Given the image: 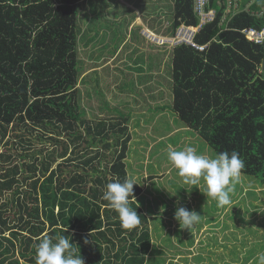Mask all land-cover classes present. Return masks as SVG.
<instances>
[{
	"label": "trees",
	"instance_id": "1",
	"mask_svg": "<svg viewBox=\"0 0 264 264\" xmlns=\"http://www.w3.org/2000/svg\"><path fill=\"white\" fill-rule=\"evenodd\" d=\"M151 1L156 0L130 4L143 3L146 8ZM157 1L151 12H140L156 33L174 36L182 24L199 23L195 0ZM250 2L241 5L242 0H237L238 6L226 16L228 0H211L208 6L217 10V17L195 38L200 44L211 42L208 49L164 45L166 57H161L160 65L171 63L172 107L183 125L215 147L219 144L213 138L223 133L222 150H246L248 171L259 173L264 157V75L259 73L264 44L249 41L241 30L264 27V0H256L246 10ZM163 7L172 16L155 21L154 11L160 13ZM97 9L93 0H0V148L7 136L4 144H13L9 136L13 131L19 145L28 149L21 155L7 147L0 150V160L9 164L0 173V196L8 193L0 201V264H22L16 257L36 264V245L44 237L54 242L67 237L84 264H152L149 256L157 247L148 217L137 202L144 195L143 187L134 185L135 199L129 198L141 220L132 230L121 227L118 213L103 199L108 183L129 178L126 158L132 115L120 111L115 120L99 118L91 123L82 105L81 83L85 87L90 75L108 67L99 64L82 75L85 61L79 45L92 43L95 51L92 23ZM145 98L144 108L151 113L147 123H155L154 115L164 111L158 110L164 108L159 106L161 99L155 94ZM125 102L131 104L132 114L147 117L143 108L138 110L143 106L140 100ZM36 127L41 133L34 139L30 130ZM242 130L247 132L245 141ZM36 140L49 141L53 147H33L29 152ZM252 142L260 143V148H251ZM19 156L24 159L21 165L16 161ZM180 233L174 231L176 240ZM170 237L169 249L179 253Z\"/></svg>",
	"mask_w": 264,
	"mask_h": 264
},
{
	"label": "rangeland",
	"instance_id": "2",
	"mask_svg": "<svg viewBox=\"0 0 264 264\" xmlns=\"http://www.w3.org/2000/svg\"><path fill=\"white\" fill-rule=\"evenodd\" d=\"M93 1L98 5L92 23V32L97 44L92 47L94 52L91 49L92 43L79 45L81 59L85 61L82 65V75L85 76L99 64L108 67L90 75L85 87L81 83L79 89L83 96L82 105L91 123L99 118L118 117L120 111L132 115L128 123L131 140L126 158L127 170L129 178L134 177L136 183L144 190V195L137 202L148 217L154 248L157 247L149 256V259H153L152 264H258V256L264 254V157L261 172L258 173L257 169L250 172L248 171L251 168L250 164L246 163V160L250 163V155L246 150L239 153L245 162V168L231 194L230 205L219 207L216 201L206 197L203 194L205 185L202 179L198 185L185 184L183 178L178 175V170L167 159L170 149L182 150L185 146H192L199 154L214 157L221 152L230 154L237 148L222 150L219 145L223 143V133L213 138L219 144L215 147L212 141L210 144L195 130L183 125L184 122L174 111L171 63L160 65L161 57H166L165 46L146 37L144 33L146 28L157 31L145 24L140 16V12L145 15L146 11L151 12L152 4L159 2L157 0L148 2L145 8L142 7L143 3L130 4L132 0ZM248 1L250 0H242L241 5ZM170 9H173V3ZM134 10L138 13L136 17H133ZM166 11L169 9L164 8L160 13L154 11L155 21L159 17L172 16L173 13L169 11L166 14ZM80 23L82 25L83 22ZM117 50L119 54L116 58L113 56ZM169 50L168 55L172 57L173 49ZM94 53H97L95 57L104 58L97 60L98 58L92 55ZM148 70H151V73ZM259 73H263L262 68H259ZM99 82L100 87L96 88ZM145 94L147 97L150 94L158 96V99H161L159 106L164 107L158 108L164 111L154 115L155 123H147L148 115L151 113L144 108L147 103L144 100ZM126 100L135 102L140 100L143 106H137L138 110L143 108L147 117L132 114V106L125 102ZM154 113L156 112L152 111V114ZM235 119L234 122L240 124L239 119ZM30 131L34 139L41 133L38 127ZM12 134L13 131H10L9 136L13 144L9 146L4 144L9 138L7 136L0 150L5 151L7 147L14 155L27 153L28 149L20 146L19 138ZM246 136L247 132L242 130L243 141L246 140ZM25 138L29 139V136ZM262 138L264 141V137ZM255 141L258 142L259 139L256 137ZM256 142L255 144L252 142L251 148L254 146L255 150H258L260 143ZM33 143L29 152L34 149L33 147L46 146L49 149L53 147L49 141L44 143L36 140ZM246 146L247 143L243 145V149ZM31 159L33 158H28ZM23 160L20 156L16 159L20 165ZM13 162L15 163V160L11 163ZM8 165L0 160V173ZM6 195L8 193L5 196L1 195L0 201L5 199ZM180 206L201 215L200 224L190 230L181 229L174 219L175 210ZM177 229L182 231V234L180 233L176 240L174 231ZM170 235L179 253L173 252L175 248L169 249L167 239L171 238ZM16 259L22 264H32L23 258Z\"/></svg>",
	"mask_w": 264,
	"mask_h": 264
},
{
	"label": "clouds",
	"instance_id": "3",
	"mask_svg": "<svg viewBox=\"0 0 264 264\" xmlns=\"http://www.w3.org/2000/svg\"><path fill=\"white\" fill-rule=\"evenodd\" d=\"M148 30L157 36L173 37L158 34L149 28H146L144 33ZM160 45L173 48L169 44ZM167 159L178 170V175L183 178L185 184L198 185L202 179L205 185L203 194L216 201L219 207L231 204V194L245 168L244 160L236 151L230 154L221 152L213 157L199 154L192 146H185L182 150L170 149ZM134 185H137L134 177L125 178L123 182L108 183L103 193V199L108 202V207L118 213L121 227L127 230H132L141 223L140 215L130 206L129 198L135 199ZM200 217L196 211H189L182 206L177 207L174 213V219L180 228L187 230L196 226L200 222ZM36 264H84V260L80 254L75 253L73 243L67 237H60L55 242L44 237L36 245ZM258 264H264V254L258 256Z\"/></svg>",
	"mask_w": 264,
	"mask_h": 264
},
{
	"label": "built area",
	"instance_id": "4",
	"mask_svg": "<svg viewBox=\"0 0 264 264\" xmlns=\"http://www.w3.org/2000/svg\"><path fill=\"white\" fill-rule=\"evenodd\" d=\"M211 0H195V13L199 17L197 25H181L177 28L176 34L173 37L157 36L149 30L145 32L148 39L158 44H169L170 46H177L179 44H188L199 51H205L210 46L211 42L206 44L198 43L195 38L196 35L210 22L214 21L217 17V10L210 8L208 5ZM256 0H251L250 5L247 7L249 10L252 3ZM237 0H228L227 7L225 8V15L230 11V8H236L238 5ZM264 10V8H263ZM245 38L256 44H264V27L250 26L241 30ZM156 36L158 38H156ZM157 39V40H156Z\"/></svg>",
	"mask_w": 264,
	"mask_h": 264
},
{
	"label": "water",
	"instance_id": "5",
	"mask_svg": "<svg viewBox=\"0 0 264 264\" xmlns=\"http://www.w3.org/2000/svg\"><path fill=\"white\" fill-rule=\"evenodd\" d=\"M262 70H263V74H264V61L262 62Z\"/></svg>",
	"mask_w": 264,
	"mask_h": 264
},
{
	"label": "crops",
	"instance_id": "6",
	"mask_svg": "<svg viewBox=\"0 0 264 264\" xmlns=\"http://www.w3.org/2000/svg\"><path fill=\"white\" fill-rule=\"evenodd\" d=\"M248 5V4H247Z\"/></svg>",
	"mask_w": 264,
	"mask_h": 264
}]
</instances>
